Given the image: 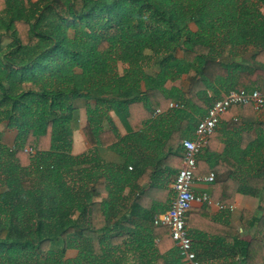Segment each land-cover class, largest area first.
<instances>
[{"label": "trees", "instance_id": "16d2710c", "mask_svg": "<svg viewBox=\"0 0 264 264\" xmlns=\"http://www.w3.org/2000/svg\"><path fill=\"white\" fill-rule=\"evenodd\" d=\"M184 75L185 91L174 85ZM254 89L264 91V0H0V264H128L133 252L138 264H184L170 229L154 226L182 142L215 101ZM80 103L89 143L118 163L72 155ZM105 108L127 136L105 129ZM1 127L16 132L11 147ZM261 162L242 181L264 192ZM243 215L248 233L264 231L263 206ZM230 240L227 264H264V237Z\"/></svg>", "mask_w": 264, "mask_h": 264}, {"label": "crops", "instance_id": "0c3cea01", "mask_svg": "<svg viewBox=\"0 0 264 264\" xmlns=\"http://www.w3.org/2000/svg\"><path fill=\"white\" fill-rule=\"evenodd\" d=\"M174 85L183 91L188 89L186 76H182ZM80 106L79 124L74 132L72 155L74 157L83 156L95 149L104 161L118 163L121 159L115 152L116 150L99 145L94 148L89 143L84 132L88 121L87 109L82 103H80ZM200 119L196 117V125ZM112 125L117 128L121 137L127 136L128 132L121 120L112 110L108 109L104 118L105 129L110 128ZM174 126H179L177 121L174 124L172 122L167 123L164 128L160 127L159 129L164 130L167 127ZM263 128L264 110L256 112L253 108H246L240 114L227 112L199 157L197 177H208L213 173L215 180L212 183L198 181L194 186L195 191L208 193L216 203H221L225 207L221 210L216 205L212 207L196 206L191 212L192 216L188 218L187 228L193 239V249L201 258L202 264H227L228 259L224 256L227 253H224V250L230 251L228 247L226 248V245L228 241H231L234 232L235 234L238 233L244 240H247L253 234H257L258 237L264 236V231L256 232V230H253L248 233L242 222L244 211H250L260 216L261 207H264V192L249 188L242 181L245 174H249L262 165L264 148L259 139L263 135ZM5 135L6 133H4V139ZM15 136L16 133H14L13 143ZM108 140L112 143L115 136L110 135ZM176 164V162H173L174 166ZM229 178L233 180H228ZM174 180L172 179L169 184L171 192L167 200L168 209L175 197L172 190ZM230 201L231 203H229ZM199 210L201 212L198 213ZM223 240L227 242L225 248L220 245ZM158 241L156 240V243ZM139 254L138 252L130 253L128 264H138ZM76 256V251L68 252V258H75ZM158 257L159 251L155 247L146 252L145 261L151 262Z\"/></svg>", "mask_w": 264, "mask_h": 264}, {"label": "built area", "instance_id": "2783aa9c", "mask_svg": "<svg viewBox=\"0 0 264 264\" xmlns=\"http://www.w3.org/2000/svg\"><path fill=\"white\" fill-rule=\"evenodd\" d=\"M171 106L174 107L173 104ZM235 106H250L256 112L263 111L264 91L259 89L231 91L212 104L207 114L198 122L193 137L183 140L182 167L172 184L175 197L169 209L154 218V226L170 229L172 239L184 264H202L193 249V241L186 225L187 214L196 206L212 207L216 205L221 210L225 208L223 204L216 203L208 193L196 192L194 186L198 181L214 182L215 175L213 173L203 178L196 176L198 159L217 130L223 116ZM156 113L159 114L160 111ZM24 151L34 154L30 148H25Z\"/></svg>", "mask_w": 264, "mask_h": 264}, {"label": "rangeland", "instance_id": "374dc122", "mask_svg": "<svg viewBox=\"0 0 264 264\" xmlns=\"http://www.w3.org/2000/svg\"><path fill=\"white\" fill-rule=\"evenodd\" d=\"M190 27L192 28V30H194V31H196L197 30V27H196V25H194V24H191L190 25ZM126 65L123 63V62H120L119 63V67H118V69H119V71L120 72H122L123 71V69H126ZM1 129H2V131H4V133H6V137H5V139L3 138V140H2V144H4L5 146H7V147H11L13 144V137H14V133H16V132H14V131H7V130H5V128L4 127H1ZM76 137H78V136H76ZM261 236V235H260ZM264 237V236H263Z\"/></svg>", "mask_w": 264, "mask_h": 264}]
</instances>
